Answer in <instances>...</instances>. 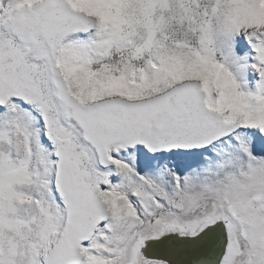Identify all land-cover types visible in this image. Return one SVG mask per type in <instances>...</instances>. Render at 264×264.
Masks as SVG:
<instances>
[{"label":"snow or ice","instance_id":"6c2138e0","mask_svg":"<svg viewBox=\"0 0 264 264\" xmlns=\"http://www.w3.org/2000/svg\"><path fill=\"white\" fill-rule=\"evenodd\" d=\"M0 264H264V0H0Z\"/></svg>","mask_w":264,"mask_h":264}]
</instances>
